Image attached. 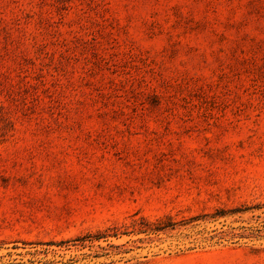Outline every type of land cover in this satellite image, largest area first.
I'll return each instance as SVG.
<instances>
[{
    "label": "rangeland",
    "instance_id": "374dc122",
    "mask_svg": "<svg viewBox=\"0 0 264 264\" xmlns=\"http://www.w3.org/2000/svg\"><path fill=\"white\" fill-rule=\"evenodd\" d=\"M0 264H264V0H0Z\"/></svg>",
    "mask_w": 264,
    "mask_h": 264
}]
</instances>
